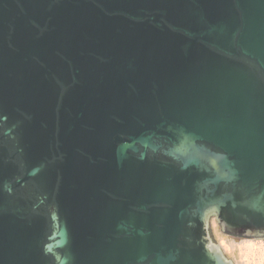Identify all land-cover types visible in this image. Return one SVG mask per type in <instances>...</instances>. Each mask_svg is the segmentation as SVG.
<instances>
[{
	"label": "water",
	"instance_id": "1",
	"mask_svg": "<svg viewBox=\"0 0 264 264\" xmlns=\"http://www.w3.org/2000/svg\"><path fill=\"white\" fill-rule=\"evenodd\" d=\"M264 238V0H0V264H233Z\"/></svg>",
	"mask_w": 264,
	"mask_h": 264
},
{
	"label": "rangeland",
	"instance_id": "2",
	"mask_svg": "<svg viewBox=\"0 0 264 264\" xmlns=\"http://www.w3.org/2000/svg\"><path fill=\"white\" fill-rule=\"evenodd\" d=\"M208 228L225 257L233 264H247L248 258H256L264 248V238L241 237L223 232L214 216L209 218Z\"/></svg>",
	"mask_w": 264,
	"mask_h": 264
},
{
	"label": "clouds",
	"instance_id": "3",
	"mask_svg": "<svg viewBox=\"0 0 264 264\" xmlns=\"http://www.w3.org/2000/svg\"><path fill=\"white\" fill-rule=\"evenodd\" d=\"M247 264H264V248L256 258H248Z\"/></svg>",
	"mask_w": 264,
	"mask_h": 264
},
{
	"label": "bare ground",
	"instance_id": "4",
	"mask_svg": "<svg viewBox=\"0 0 264 264\" xmlns=\"http://www.w3.org/2000/svg\"><path fill=\"white\" fill-rule=\"evenodd\" d=\"M231 243V242H230Z\"/></svg>",
	"mask_w": 264,
	"mask_h": 264
}]
</instances>
